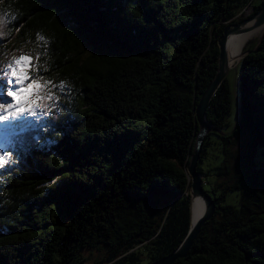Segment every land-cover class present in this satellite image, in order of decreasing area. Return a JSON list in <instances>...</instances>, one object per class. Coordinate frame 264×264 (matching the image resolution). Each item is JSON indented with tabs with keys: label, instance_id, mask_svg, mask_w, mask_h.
Masks as SVG:
<instances>
[{
	"label": "trees",
	"instance_id": "obj_1",
	"mask_svg": "<svg viewBox=\"0 0 264 264\" xmlns=\"http://www.w3.org/2000/svg\"><path fill=\"white\" fill-rule=\"evenodd\" d=\"M251 1L0 0V13L15 15L0 37V68L18 49L46 50L52 72L74 81L61 105L22 129L16 162L0 169V264H81L78 252L98 246L107 248L99 264H148L179 245L194 106L215 73L217 37ZM236 67L235 122L223 130L224 78L206 108L213 130L196 171L221 176L234 138L243 139L240 163L229 185H202L213 215L172 264H264V168L253 162L257 149L264 154V32ZM210 135L222 161L203 171Z\"/></svg>",
	"mask_w": 264,
	"mask_h": 264
},
{
	"label": "rangeland",
	"instance_id": "obj_2",
	"mask_svg": "<svg viewBox=\"0 0 264 264\" xmlns=\"http://www.w3.org/2000/svg\"><path fill=\"white\" fill-rule=\"evenodd\" d=\"M259 1H261V0H252L250 2L249 6L244 5V6H241L239 8L234 9L233 17L227 23H236L238 20H240V18L243 15L251 14L252 9H253L252 5H255ZM256 41L257 40L255 39V40L249 42L245 46L243 52L245 50H251V48L254 46ZM37 53H39V51L30 52V51L25 50L23 48L18 49L17 52H15L12 56H10V59L8 58L6 60L5 65L8 63L9 60L12 59L13 56L19 57L22 54H24V55L30 54L33 57L32 63L34 65L45 64V63L47 64L49 71L45 72L43 70V68H39V74L40 75H43L45 78L53 81L54 84H56V85H59V83L61 81H65L68 86L62 92L58 88H54L53 92L56 94V96H58V99H53V100L33 98L32 97L33 92L39 91V90L36 89L35 86L32 89H28L27 92L23 96H19L16 98L17 102H19L21 100L28 101L31 99V103L26 104L23 109L19 110L20 112L26 113L28 110L33 109L36 105H47V106L61 105V104L57 103L59 98L62 97L63 95L70 94L72 92V90L74 89V81L71 78H68V77L63 78L62 75H60V74L56 75L54 72H52V69L49 66L50 62L48 59H46L44 57V55H41L39 61H36L35 57H36ZM240 58H242V57H240ZM240 58H237V59H240ZM237 59L234 61V63H233L234 65L229 67V69L225 75V80H226V83L229 87V92H230V110H229L228 115L225 118L226 122L228 123V126L223 129L224 131L231 129V126L234 124L235 119H236V97H237V93H238V91H237L238 68L236 67V63L238 62ZM30 71L32 72L33 75L37 74L35 68L31 69ZM41 83H43V81H41ZM49 87H51V85H49ZM46 109H47V107H44L42 109H37L33 115H30L27 117V119L30 122L23 127H17L15 129L14 133L5 135L4 130H0V146L7 145L8 148L10 149V152L11 153L14 152L13 147L17 146L16 140L19 139L20 137H23V134L20 133L21 131H23L22 129L24 128V131L26 128L34 129L33 122L40 119L42 113L45 112ZM37 125L38 124L36 123L35 126H37ZM40 129H42V121H41ZM13 135H14V137H13ZM209 137L211 140V144L209 145V147L207 149L206 156H204L201 159V162L199 163V166L202 168L203 171H205L206 169L217 167L218 164L221 163V161H222V152H221L220 145L217 142L216 136L210 135ZM242 143H243V139L234 138L233 142L230 145H228V149L225 153L226 159H223L224 169H222V173H221L222 175L221 176H219V177L213 176V177L206 179V178H204L203 175L199 174V176L201 178V183H202L204 188H206L213 181L219 187L229 185L230 183L233 182L232 181L233 180V178H232L233 173H234L235 169H238V164L240 163L239 160H240V157L242 155ZM253 162L256 164V166H261L264 168V154L262 155L260 153L259 149L256 150L255 156L253 158ZM236 201H237V197L235 196L234 193H228L227 194V196L225 198V203L235 204ZM145 246H147V245H145ZM106 251H107V248H102V246H98L94 249L81 250L78 252V259L81 258L83 260V262L81 264H99L105 258L104 254ZM129 252L130 251H128L125 254H128ZM139 258L141 260H143L142 259L143 257L141 255L139 256ZM84 260H85V262H84Z\"/></svg>",
	"mask_w": 264,
	"mask_h": 264
},
{
	"label": "snow or ice",
	"instance_id": "obj_3",
	"mask_svg": "<svg viewBox=\"0 0 264 264\" xmlns=\"http://www.w3.org/2000/svg\"><path fill=\"white\" fill-rule=\"evenodd\" d=\"M14 19V14L8 13L5 15L0 13V37L6 35L3 30L4 27ZM37 42L38 44L42 42L45 49L48 43H50L40 33H37ZM4 55L7 56V53H4ZM41 55L47 56L48 53L46 50L43 53H37L35 57L36 61H39ZM32 60L33 57L30 54H22L19 57L13 56L6 65L0 68V130H4L5 135L14 133L17 127H23L28 124L30 121L27 117L33 115L37 109L48 107L50 110L51 108V106L47 105H36L26 113L20 112L19 110L23 109L26 104L31 103V99L17 102V97L23 96L28 89H32L35 86L39 91L33 92V98L58 99L53 89L58 88L62 92L68 86L65 81H61L59 85H56L53 81L40 75L39 68H43L45 72L49 71L47 64L34 65ZM33 68L37 72L35 75L30 71ZM15 162L11 158V152L8 146H0V169H3L8 163Z\"/></svg>",
	"mask_w": 264,
	"mask_h": 264
},
{
	"label": "water",
	"instance_id": "obj_4",
	"mask_svg": "<svg viewBox=\"0 0 264 264\" xmlns=\"http://www.w3.org/2000/svg\"><path fill=\"white\" fill-rule=\"evenodd\" d=\"M252 18L254 19V22L256 24H264V1L259 5L258 9L255 12L251 13L248 16H242L240 20H238L236 23H230L226 25L225 27H223L221 31V35L218 36L216 39L217 67H216V70H215V73L212 79L206 85L205 89L198 97L197 102L194 106V116H195V121L197 124V131L194 136L193 149L189 157L188 166L186 168V174L190 180V186H189L190 203H189L188 230L184 238L182 239V241L172 252L148 264H172L176 259L184 258L186 254L188 253L196 235L198 234L200 227L205 222H207L213 215V212L215 209L214 202L212 201L211 197L206 192L203 191L201 178L199 176V173L196 171V163H197V159L199 156V150H200V146L203 141V138L207 132L213 130V128L209 127L206 122L205 112H206V108L208 107L210 99L214 95L220 83L225 78L226 72L229 69V66H227V63L225 60V49H224L226 36L231 31L237 30L240 24ZM263 32H264V29L260 37L257 39L256 43L254 44V46L251 48V50H245L241 57H243L248 52L254 51V49H256V46L259 44L262 38ZM194 199H198L201 201L203 205V212L198 217L192 220L191 208H192Z\"/></svg>",
	"mask_w": 264,
	"mask_h": 264
},
{
	"label": "bare ground",
	"instance_id": "obj_5",
	"mask_svg": "<svg viewBox=\"0 0 264 264\" xmlns=\"http://www.w3.org/2000/svg\"><path fill=\"white\" fill-rule=\"evenodd\" d=\"M250 15V14H248ZM243 15V16H248ZM264 29V24H256L254 19H249L246 22L240 24L238 29L231 31L225 39V60L227 66L234 65V61L240 58L243 54L245 46L253 41L257 40ZM239 60V59H237ZM203 212V205L200 200L194 199L191 208L192 220L198 217Z\"/></svg>",
	"mask_w": 264,
	"mask_h": 264
}]
</instances>
